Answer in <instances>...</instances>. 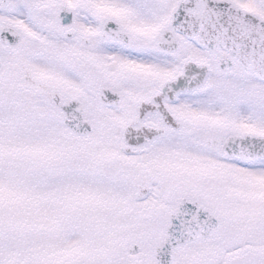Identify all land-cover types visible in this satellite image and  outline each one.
I'll use <instances>...</instances> for the list:
<instances>
[{
	"label": "snow or ice",
	"instance_id": "6c2138e0",
	"mask_svg": "<svg viewBox=\"0 0 264 264\" xmlns=\"http://www.w3.org/2000/svg\"><path fill=\"white\" fill-rule=\"evenodd\" d=\"M0 264H264V0H0Z\"/></svg>",
	"mask_w": 264,
	"mask_h": 264
}]
</instances>
